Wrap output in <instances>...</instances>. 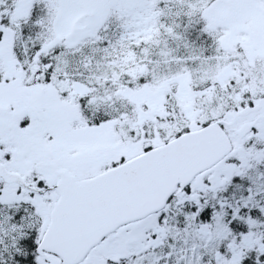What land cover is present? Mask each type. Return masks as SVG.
Segmentation results:
<instances>
[{"label": "snow or ice", "instance_id": "6c2138e0", "mask_svg": "<svg viewBox=\"0 0 264 264\" xmlns=\"http://www.w3.org/2000/svg\"><path fill=\"white\" fill-rule=\"evenodd\" d=\"M0 264H264V0H0Z\"/></svg>", "mask_w": 264, "mask_h": 264}]
</instances>
